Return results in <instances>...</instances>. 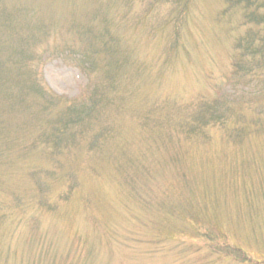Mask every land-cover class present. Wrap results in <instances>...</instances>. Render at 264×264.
I'll use <instances>...</instances> for the list:
<instances>
[{"label":"rangeland","instance_id":"1","mask_svg":"<svg viewBox=\"0 0 264 264\" xmlns=\"http://www.w3.org/2000/svg\"><path fill=\"white\" fill-rule=\"evenodd\" d=\"M183 1L0 0V264H264V58L236 47L264 24ZM92 32L119 65L89 81ZM67 100L86 125L44 141Z\"/></svg>","mask_w":264,"mask_h":264},{"label":"trees","instance_id":"2","mask_svg":"<svg viewBox=\"0 0 264 264\" xmlns=\"http://www.w3.org/2000/svg\"><path fill=\"white\" fill-rule=\"evenodd\" d=\"M184 5L185 0L183 1V4L180 7V10L182 12L184 11ZM236 8H241L243 10L242 16L244 25L260 26L264 24V12H260L261 9H263L264 11V0H226L223 11L221 13L222 15H226L231 10H235ZM82 29V37L84 38L88 36L86 35L87 32L93 30V28L91 29L90 22L88 26L83 25ZM106 29L107 28H105L104 30ZM255 33L257 37H255ZM92 34L93 36L89 37L88 40H86L84 49L77 51L72 50L74 54L76 53L75 64L79 67L81 72L88 78L89 81L93 79L92 73L96 68L94 63H96L97 55L105 53L110 57V61H108L111 67L119 65L117 62V58H115L114 54L120 47V44L116 42V39L111 36L109 37L106 33H103V35H98L92 32ZM259 35L260 34H258V31L249 28L245 34L239 36L236 39V47L240 48L241 56L245 54H248V56H253V52H258L261 57L264 58V37H259ZM258 41L261 42L260 48L256 46L258 45ZM104 75L105 79L109 82L115 80L114 77L111 75L110 71H107ZM23 88L26 90L37 92V94L39 95H45V99L50 104L52 103V101L55 102L60 99V97H57L47 92V90L45 88L43 89L42 87H40V85L38 87L37 83L34 80L25 84ZM95 93L96 92L94 91V94ZM67 102L68 103L67 105H65L64 114H61L57 119L58 125L51 127V131L49 133L44 134V141L50 140L52 142L54 141L57 144H61L65 135H69L70 133L74 136L75 133L79 131L81 132L82 127L86 125L90 112L93 109L92 104L90 103L89 105L85 101L81 103H76L74 101L67 100ZM219 117V115L213 116L212 120ZM200 120L204 125L209 121L208 118H205V115L200 116Z\"/></svg>","mask_w":264,"mask_h":264}]
</instances>
